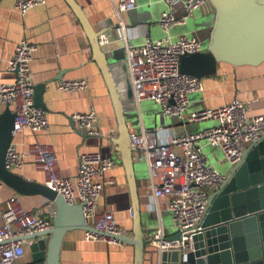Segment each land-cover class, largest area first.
Masks as SVG:
<instances>
[{
	"label": "built area",
	"instance_id": "built-area-1",
	"mask_svg": "<svg viewBox=\"0 0 264 264\" xmlns=\"http://www.w3.org/2000/svg\"><path fill=\"white\" fill-rule=\"evenodd\" d=\"M165 10L161 13L159 26L167 32L174 25L185 24L192 12L204 8L206 0H162ZM47 0H15L13 11L24 16L30 9L46 5ZM182 13L177 16L176 6ZM137 7L136 0H116L113 17L118 21L119 40L126 51V64L132 100L135 105L151 101L160 109L164 118H176L181 123L216 122V126L195 133L172 136L161 142L157 128L139 132L129 128V144L132 160L143 161L148 174L146 197L149 207L158 210V201L167 199V210L180 240L167 239L161 228L149 236L150 247L158 252H178V262L186 263L192 252V237L200 232L199 223L204 217L209 190L217 191L225 182L204 155L200 142L218 148L224 161L232 170L244 159V153L251 144L264 137V114L249 115L245 103L233 100L230 103L187 113L189 95L203 90L201 80L182 74L179 59L183 55L201 52L194 38L180 37L176 41L168 38L151 40L147 35L139 47L130 48L122 16ZM1 22V14H0ZM100 47L107 45L105 34L99 35ZM38 46L26 40L19 41L7 70L14 80L0 84V106L14 113L13 137L22 130L46 132L49 123L45 113L34 107V84L30 64ZM88 88L85 80L60 81L57 89L74 93ZM71 119L79 131L86 135L100 137L98 117L94 109L87 113H75ZM31 157L35 170L44 175L43 185L61 196L70 205H82L86 224L93 231H83L85 242H103L107 245L123 244L120 237L124 231L116 223L111 212L100 211L99 200L104 189L114 184L107 173L115 167L113 158L99 152L81 153L77 159V174L67 178L59 170L54 149L34 144L27 154L19 153L12 145L5 156L8 171L20 169L26 157ZM5 185L0 181V196ZM47 204V201L44 202ZM0 264H15L23 256V237L51 228L49 218L27 212L18 196H12L4 203L0 212Z\"/></svg>",
	"mask_w": 264,
	"mask_h": 264
},
{
	"label": "crops",
	"instance_id": "crops-1",
	"mask_svg": "<svg viewBox=\"0 0 264 264\" xmlns=\"http://www.w3.org/2000/svg\"><path fill=\"white\" fill-rule=\"evenodd\" d=\"M14 1L0 0V84L14 80V75L7 70V67L16 44L21 40L36 44L38 49L33 54L30 72L34 86L45 85L42 101L49 130L46 132L22 130L13 137L11 145L23 154H27L34 144L52 147L59 170L67 178L76 176L77 159L81 153L99 152L113 158L116 164L107 176L113 178L114 184L104 189L98 207L100 211L111 212L124 234L132 237L131 195L121 154L115 144L119 134L114 104L97 58L92 53L89 39L63 0H47L46 5L30 9L24 16L13 11ZM75 2L82 8L94 31L98 35H106L108 43L101 49L111 52L118 60L122 69L117 70L113 75L126 80L127 86L130 87L126 51L123 43L118 39V21L112 16V6L116 0H75ZM136 3L137 7L123 14L121 18L130 48L142 45L146 35L151 40L168 38L174 41L180 37L196 39L176 33L174 28L176 25L166 33L162 31L158 24L161 13L166 7L162 0H136ZM200 10L196 9L192 12V23L203 19ZM78 80L87 81L88 88L74 93H64L57 89L60 81ZM114 83L117 90L123 93V85L117 81ZM201 83L203 90L189 95L187 113L215 108L237 99L246 104L249 115L264 114V65L234 68L219 64L216 75L201 79ZM131 97L130 107L135 117L129 120L128 127L135 132H139L141 127L146 130L157 128L158 114L159 123L162 117L160 113L142 108L143 102L151 101H142L135 105ZM91 108L98 117L100 137L86 135L72 123L73 114L87 113ZM3 110L4 108L0 106V113ZM214 126H216L214 121L193 124L184 122L182 125H170L166 122L157 129L160 130L158 132L160 141L167 142L172 136L195 133ZM200 147L208 161L210 156L216 155L215 149L206 142L201 141ZM208 151L210 155L207 154ZM211 166L215 169L213 165ZM12 173L30 182L42 185L44 183V175L35 170L29 156L26 157L24 165ZM134 176L143 227L147 228L149 221L154 223L155 220L156 230L161 228L165 238H172L173 234L168 236L164 234L165 226H172L170 213L167 210V199L162 198L158 201V210L149 207L146 197L148 174L143 161L134 162ZM214 192L215 190H209V195ZM12 196L19 197L27 212L47 219L50 217L48 206L44 204L46 200L42 196L20 195L8 186H5L1 192L0 212L4 209L6 200ZM32 243L31 240H25L23 256L15 264H31ZM153 249V247L146 248L143 264H151L149 253ZM59 263L134 264V248L125 244L112 246L103 242H85L82 231H71L63 239Z\"/></svg>",
	"mask_w": 264,
	"mask_h": 264
},
{
	"label": "water",
	"instance_id": "water-1",
	"mask_svg": "<svg viewBox=\"0 0 264 264\" xmlns=\"http://www.w3.org/2000/svg\"><path fill=\"white\" fill-rule=\"evenodd\" d=\"M63 1L89 39L112 97L119 134L115 144L126 170L132 206V237L124 235L119 239L134 248V264H143L152 231H149V224L147 228L142 224L129 144L128 123L135 117L130 107L131 89L126 80L114 77L113 74L122 67L111 52L101 49L98 43L100 34L94 31L82 8L75 0ZM206 2L200 10L203 19L196 22L200 28H207L206 48L199 53L181 56L179 71L201 80L215 76L219 64L234 68L264 65V0ZM200 28L195 31L196 35L201 33ZM116 81L123 85V93L115 87ZM44 91V84L34 86V107L42 111L45 110L42 101ZM166 122L183 124L174 117H161L160 124ZM13 124L14 113L4 108L0 113V181L20 195H40L47 201L51 228L23 239L33 241L30 245L31 264H60L59 254L65 235L71 231L93 229L86 224L82 205H70L44 185L27 181L5 168L6 152L13 139ZM199 227L200 232L192 237L193 250L188 253L186 263L178 262V252H158L155 248L149 253L150 263L264 264V137L247 147L243 161L232 170L220 188L209 195L207 210ZM172 238L180 240L178 233Z\"/></svg>",
	"mask_w": 264,
	"mask_h": 264
},
{
	"label": "rangeland",
	"instance_id": "rangeland-1",
	"mask_svg": "<svg viewBox=\"0 0 264 264\" xmlns=\"http://www.w3.org/2000/svg\"><path fill=\"white\" fill-rule=\"evenodd\" d=\"M182 13V9L180 7V4H178L176 6V14L177 16H179ZM176 33L178 34H185L186 36L189 37H196V40L198 41L199 45H200V50L204 51V49L206 48L205 43H206V38H207V28H201L199 27V23L193 22L192 23V18L191 16L188 18L187 22L185 24L179 25V26H174ZM201 30V33L199 35H196V32L199 30ZM196 31V32H195ZM177 40L174 39V41ZM209 41V40H208ZM208 43V42H207ZM207 45V44H206ZM142 108L143 109H148V110H154L153 113H160V109L159 107L152 102H143L142 103ZM157 128L161 127V124L159 123V114L157 116ZM161 117V115H160ZM168 120V119H167ZM167 125V124H165ZM216 155L214 156H210V159L208 161V164H211L215 167V169L224 176H228L231 171H232V167L223 159V155L221 153V151L218 148H214ZM208 155H210V152H207ZM145 164V163H144ZM146 167V165H145ZM170 213V212H169ZM170 217H171V213H170ZM150 220V218H148ZM155 220L154 223L151 222V220L149 221V231H155L157 229V226H155ZM171 224H172V218H171ZM176 233V229L171 225L165 226L164 228V234L166 236L171 235V234H175Z\"/></svg>",
	"mask_w": 264,
	"mask_h": 264
}]
</instances>
